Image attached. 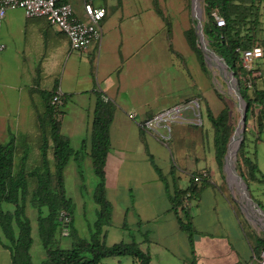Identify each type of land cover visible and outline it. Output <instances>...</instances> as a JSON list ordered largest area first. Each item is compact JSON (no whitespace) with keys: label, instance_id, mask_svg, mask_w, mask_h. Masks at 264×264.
<instances>
[{"label":"crops","instance_id":"1","mask_svg":"<svg viewBox=\"0 0 264 264\" xmlns=\"http://www.w3.org/2000/svg\"><path fill=\"white\" fill-rule=\"evenodd\" d=\"M68 2L74 14L82 17L81 0H68ZM91 2L93 6L101 7L105 11L100 21L101 30L106 23V0H91ZM235 4L248 6L245 0H235ZM251 6L256 10L254 4L251 3ZM251 35L257 43L256 40L259 38L255 39L253 33ZM0 40L5 44L4 49L0 51V142L6 143L11 137L13 138L16 148L14 164L17 165L20 159L24 161L26 167L39 164L38 148L41 132L45 135L49 133L48 125L44 124L41 131L38 122L45 109L43 95L57 88L62 93L60 109L67 108V112L60 110L59 131L68 139L69 146L73 150L79 148L80 142L88 138L96 93L101 95L103 101L111 102V96L106 92L113 91L110 86L102 84V92H97L94 84L89 80L88 66L91 60L88 62L87 57L88 55L91 57L94 52L97 54L95 59L97 73L100 40L92 43L90 50L87 48L83 52L69 51V43L63 33L51 27L44 17H25L19 8H10L6 11L0 25ZM259 40L260 44H263L264 39ZM263 57L264 50L261 58ZM62 65L63 69H66V74L57 82L55 77ZM77 65L85 67L84 74L73 72ZM257 70L260 74L254 84L258 89L264 90V70ZM77 94L81 98V104L70 110L68 107L71 103L64 107L66 99L69 96L74 98ZM86 95L88 97L82 99ZM201 99L206 100L202 96ZM262 109L264 116V99ZM115 110L114 108L108 127L109 147L104 164L105 196L111 205L110 224L103 228L105 244L117 243V239L121 238L119 234L114 233L115 230L123 233L119 241L128 242L130 232L136 231V225H139L140 232L145 233L146 238L138 235L137 241L140 242L139 248L148 252L150 256L148 264H189L190 259L195 264H247L251 261L256 263L251 245L254 235L257 234L249 227L247 221L245 224L242 223L243 217L233 199L231 187L218 170L216 163V173L209 168L201 170L207 173V181L201 186L196 199L191 201L189 214L193 234L189 245L185 233L179 230L176 219L170 211L167 190L148 159V156H151V159L153 156L149 148L150 140L155 138L147 135L137 125L150 114L144 116V113L140 112L137 120L128 121L126 114L119 112L121 116L117 115L116 121ZM260 122V131H256L255 125L252 132L255 141L258 135L264 132V118ZM251 147L254 150L255 143ZM87 154L88 141L83 148L81 157L83 163H90ZM249 156H252V151ZM47 158L51 164L50 156L47 155ZM251 159L254 162V157ZM69 164L75 166L72 159L68 161ZM255 165L258 169V163ZM74 170L77 175L76 168ZM169 170L168 168L167 171ZM258 171L264 175L263 170ZM192 174H188L187 185L183 188L178 187L173 175V180L166 181L168 191L171 192L173 187L186 188L190 184L189 179ZM215 174L216 180L213 179ZM229 175L236 182L237 187H240L237 179L231 176V173ZM164 176L166 179V175ZM73 203L75 208L77 204ZM3 206L1 205V208ZM28 210L33 209L27 207L26 213ZM115 216L118 218L115 219ZM31 221L30 219V233L33 229ZM122 223H125L127 231L121 227ZM34 226L36 230V223ZM108 235L110 240L106 243ZM0 264H10L9 252L1 245Z\"/></svg>","mask_w":264,"mask_h":264},{"label":"rangeland","instance_id":"2","mask_svg":"<svg viewBox=\"0 0 264 264\" xmlns=\"http://www.w3.org/2000/svg\"><path fill=\"white\" fill-rule=\"evenodd\" d=\"M191 2V0H106L107 15L106 23L101 28L97 73L95 69L97 54L95 52L91 54L92 59L89 55L87 57L88 62L91 60L88 66L89 80L94 84L95 90L102 92V84H107L113 90L106 92L111 96L110 100L116 109V121L117 115L121 116L119 112L125 113L128 121L137 120L140 112H143L144 116L150 114L144 118L145 120L172 105H186L180 110L179 117L170 118L166 115L164 125L168 128L159 124L154 129H143L147 135L155 138L150 140L149 144L153 152H150L153 155V163L163 175H166V181L173 180L174 175L175 182L180 188L187 185L188 174L194 171L199 173L209 168L214 173L217 172L213 157L212 128L206 116V109L216 115L221 107L226 105L229 108V122L233 130L240 115V105L230 89L234 84L230 80L229 71L223 68L212 54L211 58L203 55L210 71V78L206 71L201 70L196 56L186 44L183 32L189 26L195 31L196 46L206 44L203 34L198 39L195 28V15L199 16L201 23L204 20L202 0H194L195 8L191 6ZM245 2L249 9L235 15V29L238 30L239 36L253 33L255 39H264V0ZM251 3L255 5L256 10ZM240 6L241 4H237L235 11L239 10ZM190 20L193 23H190ZM259 39L256 41L260 44ZM260 45L262 46V43ZM90 47L91 45L88 46V50ZM252 66L254 69L264 70V57L254 60ZM73 72L84 74L85 67L77 65ZM65 74L66 69H63L62 65L55 77L57 82ZM215 92L220 94V98ZM87 97L86 95L82 99ZM80 99L79 94L74 98L69 96L64 107L71 103L68 109H74L81 104ZM60 110L67 112V108ZM256 112L255 108L250 110L245 124L249 140L247 146L249 153L252 151L251 157H254V162L258 163V170L264 171V132L258 135L256 141L252 135L257 121ZM135 114L137 117H134ZM235 138L236 136L232 149ZM253 143L254 150L251 147ZM232 149L230 165L233 162L234 167ZM72 165L64 168V189L66 196L77 204L73 210V224L80 237L86 238L87 225L94 220L96 209L91 199L95 177L90 163H83L81 160V176L75 175L76 166ZM220 173L230 185L233 199L242 217L255 234L264 237V212L257 205L245 200L241 195V189L230 177L228 168L223 169L222 166ZM216 176V174L213 176L214 180L217 179ZM248 191L264 208V183L251 182ZM2 205L4 210L11 208L9 204ZM27 213L33 223L29 254L32 264H39L44 258V252L34 226L35 211L28 210ZM117 218L118 216H115V219ZM114 233L122 238L123 233L120 230H115ZM57 238L63 246L68 245V238L59 234ZM109 240L108 235L106 243ZM118 260L120 261L117 262ZM130 261L128 256H121L104 258L101 263L130 264ZM247 264L256 263L251 261Z\"/></svg>","mask_w":264,"mask_h":264},{"label":"trees","instance_id":"3","mask_svg":"<svg viewBox=\"0 0 264 264\" xmlns=\"http://www.w3.org/2000/svg\"><path fill=\"white\" fill-rule=\"evenodd\" d=\"M202 3L204 20L201 23V32L206 40L204 49L223 63L235 80V90L246 105L245 124L250 110L257 109L255 114L257 117L256 131L259 132L260 120L264 118L262 114L264 90L258 89L255 84H253L252 91L245 90L238 79L241 70L237 64V54L234 52L236 47L246 48L255 43L252 35L239 36L238 30H234L235 15L246 12L249 8L241 5L238 7L239 10L235 11L237 6L235 0H202ZM212 11H216L217 15L223 19V26L215 25L210 14ZM253 21L255 22V19ZM190 23L193 22L190 20ZM183 35L186 44L196 56L199 67L206 71L211 78L204 56L196 46L193 27L189 26ZM262 47L264 48V41ZM52 93V91L44 93L45 109L42 116L38 118L41 131L44 124L49 127L48 135L41 132L38 165L26 167L22 159L15 165L16 148L13 138L11 137L6 143L0 142V245L8 250L10 264H32L29 254L32 238L30 218L26 213L27 207L35 211L36 234L44 252V258L39 264H101L104 258L121 256H128L131 264H148L150 256L148 252L139 248L140 242L137 241L138 235L144 236L145 234L140 232L139 225H136V231L130 232L128 242L119 241L111 245H106L104 242L103 228L110 224L111 215V205L105 196L104 164L109 147L108 127L113 116V104L108 100L103 101L101 95L96 93L88 138L83 139L79 148L73 150L69 146L68 139L59 131L60 121L53 118V108L49 104ZM215 94L220 98L219 93L215 92ZM205 112L212 128L214 161L218 170L221 171L228 139L233 131V126L229 122V108L223 105L216 115H213L208 109ZM240 136L241 140L235 152L234 171L241 177L249 193V184L251 182L264 183V175L259 173L257 166L249 156L247 150L249 140L245 125ZM87 141V155L95 177L91 199L96 205V209L94 220L87 225L88 236L84 238L77 234L73 224L74 203L65 194L63 169L72 159L78 175L81 176L80 162ZM47 155L51 158V164H49ZM148 159L167 190L170 211L176 219L179 230L185 233L190 245L193 234L189 214L191 201L196 199L201 186L206 183L207 177L195 182L192 176L200 175L201 172L193 173L189 179L190 184L186 188L173 187L169 192L165 176L153 163L151 156H148ZM81 184L79 185L81 186ZM198 184L199 187H197ZM186 193L189 194L186 199L188 207H183L182 203ZM250 198L264 212L262 205L251 195ZM2 204H9L11 208L4 210L1 208ZM60 211H64L69 217L66 224L67 235L62 236L69 239L66 246H63L57 238V234L61 235L60 231L63 228L57 219ZM241 220L245 224V219ZM121 227L128 230L125 223H122ZM262 246H264V237L254 235L251 245L254 258L257 257ZM188 263L195 264L192 259Z\"/></svg>","mask_w":264,"mask_h":264},{"label":"built area","instance_id":"4","mask_svg":"<svg viewBox=\"0 0 264 264\" xmlns=\"http://www.w3.org/2000/svg\"><path fill=\"white\" fill-rule=\"evenodd\" d=\"M10 8H19L25 17H44L48 24L57 31L63 33L69 43V51L83 52L87 50L92 43L99 42L101 37L100 21L102 20L105 11L101 7L93 6L91 0H81L82 17H77L68 0H0V25L5 16V13ZM211 16L214 19L215 25L220 27L224 25L223 19L217 15L216 11H212ZM5 47V44L0 40V51ZM234 52L238 57V67L241 70L238 79L247 92L252 91L255 79L260 72L253 68L254 60L260 59L263 56V48L261 45L254 43L250 47H236ZM231 82L235 85V80ZM50 106L53 108V118L60 121L61 113L60 106L62 105V93L59 89H55L49 100ZM186 105H172L170 108L159 111L148 119H143L137 125L143 130L154 129V127L162 126L166 123L165 117H179L180 110ZM199 123V119H198ZM168 128L167 125H164ZM207 174L201 172L200 175L192 176L193 181H198ZM189 194L184 195L183 207H188L186 199ZM61 226L60 231L62 236L67 235L66 224L69 221L68 214L60 211L57 217ZM257 264H264V246L261 247L257 257Z\"/></svg>","mask_w":264,"mask_h":264},{"label":"water","instance_id":"5","mask_svg":"<svg viewBox=\"0 0 264 264\" xmlns=\"http://www.w3.org/2000/svg\"><path fill=\"white\" fill-rule=\"evenodd\" d=\"M191 6L194 8L193 6V0H191ZM195 28H196V33L198 35V39L201 37L202 35V32H201V22H200V19H199V16L198 15H195ZM197 47L200 49V51H202L203 55L206 56L207 55V52L205 51V47L204 46H198ZM210 55V53H209ZM211 56V55H210ZM212 57V56H211ZM223 68L225 67L223 63H221L220 61L218 62ZM229 77H230V80H232V76H231V73H229ZM231 89V92L233 93L234 95V98L235 100L237 101L238 105H240V115H239V119L237 121V125L236 127L234 128L233 130V133L232 135L229 137L228 139V143H227V148H226V153H225V156H224V164H223V167L224 168H228L229 169V172L237 179L238 183H239V188L241 189V195L245 198L246 201H248L249 203H251L252 205H254L255 203L250 199L248 193H247V186L245 185V183L242 181L241 177L239 175H237L234 171V167L233 165H230L229 164V157H228V153H229V146H230V143H231V140H232V137L233 135L235 134V131H236V128L237 126H240V129H239V134H238V137L236 139V145L234 147V150H233V161L235 159V152L237 150V147H238V144L241 140V136H240V133L242 132L243 128H244V125H245V118H246V105L245 103L243 102V100H241V98L239 97V95L237 94L236 90H235V85H231L230 87ZM259 211V209H258ZM263 216V215H262ZM263 219H264V216H263Z\"/></svg>","mask_w":264,"mask_h":264},{"label":"bare ground","instance_id":"6","mask_svg":"<svg viewBox=\"0 0 264 264\" xmlns=\"http://www.w3.org/2000/svg\"><path fill=\"white\" fill-rule=\"evenodd\" d=\"M193 6H194V8H195L194 0H193ZM206 58H211V56L206 55ZM239 129H240V126L237 127V129H236V131H235V134H234L233 137H232V140H231L230 146H229V153H228L229 164H230V162H231V161H230V153H231V149H232V143H233L234 137L236 136V138H235V142H234V145H233V149H232V153H233L234 147H235V145H236V139H237L238 134H239ZM232 157H233V154H232ZM232 165H233V162H232ZM231 176H233V175L231 174Z\"/></svg>","mask_w":264,"mask_h":264}]
</instances>
